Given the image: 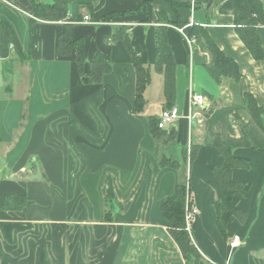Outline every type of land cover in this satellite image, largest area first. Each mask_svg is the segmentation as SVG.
<instances>
[{
	"label": "crops",
	"instance_id": "obj_1",
	"mask_svg": "<svg viewBox=\"0 0 264 264\" xmlns=\"http://www.w3.org/2000/svg\"><path fill=\"white\" fill-rule=\"evenodd\" d=\"M65 1L68 16L82 18L72 24L73 38L83 40L81 74L76 49L67 58L56 54L62 23L32 24L29 0H0V21L9 24L16 39L6 47L7 56L0 55V264H185L160 213L179 184L189 187L198 211L190 236L202 264H264V133L243 96L250 94L264 108V57L254 60L235 34L232 16L219 14L226 0L209 5V0H152L146 12L129 15L149 0ZM112 13L125 15L101 21ZM158 13L168 22L179 18L186 31L192 24L205 28L236 61L241 79L215 83L205 70L208 54L164 24L176 64L172 108L177 121L173 138L154 139L148 118L166 110L162 75L152 65ZM118 27H124L151 72L139 114L133 112L130 58L121 41H111ZM256 35L264 54V27ZM96 53L112 64L100 84L89 81L88 63ZM191 97L202 106L191 110ZM216 144L249 162L248 169L229 171L230 181L249 185L245 198L232 199L245 215L242 224L229 220L242 240L236 249L216 227L213 204L222 190L213 169L224 161ZM177 147L184 148L174 159L178 168L161 167V158L178 155ZM12 194L26 196L25 210H2L3 198ZM105 194L116 206L108 223Z\"/></svg>",
	"mask_w": 264,
	"mask_h": 264
},
{
	"label": "trees",
	"instance_id": "obj_2",
	"mask_svg": "<svg viewBox=\"0 0 264 264\" xmlns=\"http://www.w3.org/2000/svg\"><path fill=\"white\" fill-rule=\"evenodd\" d=\"M11 2V0H6ZM152 0L145 1L141 4L136 12H128L134 14L139 11H145L147 3ZM171 8L177 5L170 4ZM185 6V5H183ZM179 7V5H178ZM219 14H228L233 18V27L235 34L243 43L254 60L260 61L263 59V50L259 44L256 35V29L264 27V2L261 0H226L218 6ZM28 14L31 17V23L36 21L44 23H62L63 31L56 39L55 51L59 58H67L71 55L73 49H76L78 58L76 61L79 74L82 73V66L84 62L83 54V40L82 38L74 39L72 35V24L74 22H82V18L78 17L72 20L68 16V5L65 0H52L51 3H43L40 0H29ZM123 14L112 13L107 14L101 18L102 22H109L115 17H121ZM145 21H148L146 18ZM157 21L160 25L155 29V46L156 58L152 64L158 74L162 75L163 82V96L164 109H171L175 98V69L172 50L167 41L165 25H171L174 28H183L184 35L195 43L202 52L209 56V63L205 66V70L210 78L217 84L222 80L233 79L239 81L241 74L238 71L237 63L234 59L226 56L216 45V43L209 36L207 30L199 24H192L190 29L186 31V26L179 18L174 22H168L162 13L157 14ZM158 23V24H159ZM165 24V25H164ZM32 32V31H31ZM117 35V36H116ZM112 42L121 41L123 47L130 58L131 65L135 75V90L133 101V112L139 114L143 112L146 106L144 98V91L151 82V72L149 65L145 64L139 56L134 52L128 35L124 31V27L115 28ZM10 43H15L16 39L14 33L4 21H0V55L6 57V47ZM89 65V81L92 84H100L103 77L112 72V64L110 60H106L99 53L94 55V58L88 63ZM207 95V93H205ZM247 101V109L250 113L251 119L257 127L264 133V108L258 107L253 97L248 94H243ZM212 107L204 109V115L207 116L211 112ZM25 118L23 114L22 120ZM148 131L154 139H161L164 137L173 138L175 134V127L162 130L157 127V118L151 116L148 118ZM219 154L224 158L223 163L213 169V175L220 184L222 190V197L216 200L213 204L216 214V227L219 233L227 240H229L233 232L229 226V220L232 217L237 218L243 222L245 215L242 211L232 206V199L235 196L245 198L249 191L248 184H239L230 181L229 171L233 168L248 169L249 162L246 159L235 158L231 156L230 149L219 144L215 145ZM189 147V158L195 157L194 151ZM161 167H169L172 169L178 168V163L174 159L161 158ZM186 187V188H185ZM175 197L171 201L163 203L160 207L162 219L166 222V229L173 242L178 247L185 264H199L205 262L194 248L188 232L185 231L184 213L186 209L192 204L189 187L187 185H177ZM189 198L187 199V197ZM106 198H103L102 204L104 207V220L111 222L112 210L108 208ZM27 205L26 196L12 194L6 195L2 201L3 211H23ZM191 259L194 262H191ZM197 261V262H196ZM209 264V263H208Z\"/></svg>",
	"mask_w": 264,
	"mask_h": 264
},
{
	"label": "built area",
	"instance_id": "obj_3",
	"mask_svg": "<svg viewBox=\"0 0 264 264\" xmlns=\"http://www.w3.org/2000/svg\"><path fill=\"white\" fill-rule=\"evenodd\" d=\"M83 21L87 22L88 17L84 16ZM183 30H184L183 28L176 29V31L183 36L186 43L188 45H191V41L184 35ZM190 103H191V110H193L195 106H202L201 102H199V99L195 97H191ZM156 118H157V127L162 130H168V129L175 127L176 121H177V114H176L175 109L171 108L168 110L161 111ZM190 119H191V116H189V120ZM197 214H198V211L193 205H190V207L186 209L184 213L185 227L187 229V232L189 233V236H190V223L193 220V218L197 216ZM190 239H191V236H190ZM229 245L233 249L239 248L242 245V240L240 239L238 235L233 234L232 237L230 238Z\"/></svg>",
	"mask_w": 264,
	"mask_h": 264
},
{
	"label": "rangeland",
	"instance_id": "obj_4",
	"mask_svg": "<svg viewBox=\"0 0 264 264\" xmlns=\"http://www.w3.org/2000/svg\"><path fill=\"white\" fill-rule=\"evenodd\" d=\"M177 152H178V155H176L175 154V156H171V159H178V158H181V154H182V152H183V150H184V148H181V147H177ZM241 184V183H240ZM102 188H103V184L102 185H100L99 186V191H101L102 193H104V191L102 190ZM186 188V187H185ZM95 192H97V189H95ZM249 192V191H248ZM104 198L105 197H107V195L105 194L104 196H103ZM102 197V198H103ZM237 197H239V196H237ZM189 198V196L187 197V199ZM240 198H242V197H240ZM106 201H107V203H108V208H111V210H112V212L113 211H115L116 210V206H115V204L113 205V197H110V196H108L107 198H106ZM235 218V217H234ZM236 220H237V222L239 223V224H242L243 222H241V221H239L237 218H235ZM184 223H185V220H184ZM185 231L187 232V229H186V227H185ZM189 234V233H188ZM191 262H194L192 259H191ZM197 262V261H196ZM201 262V261H200ZM199 261L197 262V264H199L200 263Z\"/></svg>",
	"mask_w": 264,
	"mask_h": 264
},
{
	"label": "water",
	"instance_id": "obj_5",
	"mask_svg": "<svg viewBox=\"0 0 264 264\" xmlns=\"http://www.w3.org/2000/svg\"><path fill=\"white\" fill-rule=\"evenodd\" d=\"M211 3V0L208 1V5Z\"/></svg>",
	"mask_w": 264,
	"mask_h": 264
}]
</instances>
